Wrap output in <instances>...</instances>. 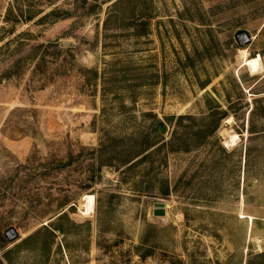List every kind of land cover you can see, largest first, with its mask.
Segmentation results:
<instances>
[{
	"label": "rangeland",
	"instance_id": "1",
	"mask_svg": "<svg viewBox=\"0 0 264 264\" xmlns=\"http://www.w3.org/2000/svg\"><path fill=\"white\" fill-rule=\"evenodd\" d=\"M0 264H264V0H0Z\"/></svg>",
	"mask_w": 264,
	"mask_h": 264
},
{
	"label": "bare ground",
	"instance_id": "2",
	"mask_svg": "<svg viewBox=\"0 0 264 264\" xmlns=\"http://www.w3.org/2000/svg\"><path fill=\"white\" fill-rule=\"evenodd\" d=\"M245 64L246 65H249L253 70H256L257 69V66L260 65V58H258V59H256V58L255 59H247L246 62H245ZM87 199L90 202L89 206H91V203L93 201V195H88Z\"/></svg>",
	"mask_w": 264,
	"mask_h": 264
},
{
	"label": "water",
	"instance_id": "3",
	"mask_svg": "<svg viewBox=\"0 0 264 264\" xmlns=\"http://www.w3.org/2000/svg\"><path fill=\"white\" fill-rule=\"evenodd\" d=\"M244 39L248 40L247 35H244ZM160 123H162V122L160 121ZM154 214L159 215V216L160 215L164 216L166 214L165 204L162 202L156 203V208L154 210Z\"/></svg>",
	"mask_w": 264,
	"mask_h": 264
},
{
	"label": "trees",
	"instance_id": "4",
	"mask_svg": "<svg viewBox=\"0 0 264 264\" xmlns=\"http://www.w3.org/2000/svg\"><path fill=\"white\" fill-rule=\"evenodd\" d=\"M179 118H180V119H182V118H183V116H179Z\"/></svg>",
	"mask_w": 264,
	"mask_h": 264
}]
</instances>
